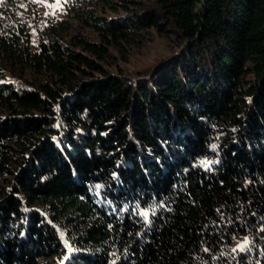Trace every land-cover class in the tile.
<instances>
[{"label": "trees", "instance_id": "obj_1", "mask_svg": "<svg viewBox=\"0 0 264 264\" xmlns=\"http://www.w3.org/2000/svg\"><path fill=\"white\" fill-rule=\"evenodd\" d=\"M20 1L36 20L0 3V264H264V0H67L33 35ZM149 29L174 51L112 63Z\"/></svg>", "mask_w": 264, "mask_h": 264}, {"label": "rangeland", "instance_id": "obj_2", "mask_svg": "<svg viewBox=\"0 0 264 264\" xmlns=\"http://www.w3.org/2000/svg\"><path fill=\"white\" fill-rule=\"evenodd\" d=\"M33 1L37 14L36 20H34L30 13H27L24 10L21 1L16 3L17 9L14 13L19 21L28 25L32 35L35 33V29H38L40 24L43 23L47 17H62L64 4L67 0H59V6L55 8L46 5H56L57 0ZM136 1H143L146 3L147 0ZM148 31L149 35L146 40H143V42L137 44V46L130 48L126 53L122 52L120 54H114L115 58L113 57L111 60L112 63L115 65L117 64L120 68L128 72L142 70L145 68H152L158 63V60L162 56L174 51V49H170V47L167 46L166 41L156 36L152 29H149ZM123 57H125V60H122ZM244 244L246 245V238L244 236H237L233 238L230 248L232 251H238L244 246Z\"/></svg>", "mask_w": 264, "mask_h": 264}, {"label": "snow or ice", "instance_id": "obj_3", "mask_svg": "<svg viewBox=\"0 0 264 264\" xmlns=\"http://www.w3.org/2000/svg\"><path fill=\"white\" fill-rule=\"evenodd\" d=\"M2 2H3V0H0V3H2ZM46 6L53 7V8L58 7L59 6V0H57V4L56 5H46Z\"/></svg>", "mask_w": 264, "mask_h": 264}]
</instances>
